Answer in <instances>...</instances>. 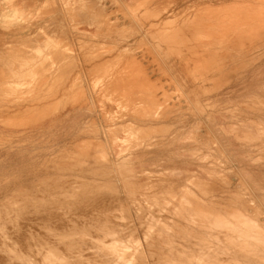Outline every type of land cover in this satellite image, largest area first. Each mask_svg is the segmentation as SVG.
Returning a JSON list of instances; mask_svg holds the SVG:
<instances>
[{
    "label": "rangeland",
    "instance_id": "obj_1",
    "mask_svg": "<svg viewBox=\"0 0 264 264\" xmlns=\"http://www.w3.org/2000/svg\"><path fill=\"white\" fill-rule=\"evenodd\" d=\"M204 1L46 0L7 18L35 26L0 45V264L52 246L62 264H264V0Z\"/></svg>",
    "mask_w": 264,
    "mask_h": 264
},
{
    "label": "bare ground",
    "instance_id": "obj_2",
    "mask_svg": "<svg viewBox=\"0 0 264 264\" xmlns=\"http://www.w3.org/2000/svg\"><path fill=\"white\" fill-rule=\"evenodd\" d=\"M121 3H122V2H121ZM125 3H126V2H125ZM123 6H124V5H123ZM123 8H124V7H123ZM121 9H122V8H121ZM126 10H127V9H126ZM232 10H233V9H232ZM50 11H51V10H50ZM127 11H128V10H127ZM232 12H233V11H232ZM232 12H231V13H232ZM123 13H125V12H123ZM55 14H56V13H55ZM125 14H126V13H125ZM130 14H131V13H130ZM215 14H216V13H215ZM215 14H214V15H215ZM236 14H237V13H236ZM217 15H218V14H216V16H217ZM230 15H232V14H230ZM219 16H220V15H219ZM199 17H200V16H199ZM225 17H226V16H225ZM225 17H224V18H225ZM236 17H237V16L235 15V17H233V18H236ZM131 18H132V17H131ZM189 18H190V17H189ZM195 18H198V16H197V17L195 16ZM195 18H194V19H195ZM211 18H212V17H211ZM185 19H186V18H185ZM185 19H184V20H185ZM213 19H214V18H213ZM238 19H239V18H238ZM186 20H187V19H186ZM205 20H206V19H205ZM236 20H237V19H236ZM54 21H55V20H54ZM189 21L191 22V23H189V24H192V20L190 19ZM189 21H188V22H189ZM220 21L222 22V20H220ZM224 21H225V20H224ZM230 21H231V20H230ZM237 21H238V20H237ZM214 22H215V21H214ZM218 22H219V21H218ZM235 22H236V21H235ZM184 23H185V21H184L183 23H181L182 26H183ZM224 23H225V22H224ZM185 24H186V23H185ZM206 24L208 25V23H206ZM222 24H223V22H222ZM220 25H221V24H220ZM188 26L190 27V25H188ZM188 26H186V27H188ZM196 26H197V24H196ZM205 26H206V25H205ZM209 26H210V25H209ZM214 26L216 27V25H214ZM214 26H213V27H214ZM218 26H219V25H218ZM178 27H179V26H178ZM178 27H176V28H178ZM197 27H199V31H200V25H198ZM221 27H222V26H221ZM216 28H217V27H216ZM179 29L181 30V27H179ZM185 29H186V28L184 27V30H185ZM187 29L189 30V28H187ZM211 29H213V28L211 27ZM223 29H224V28H223ZM182 30H183V29H182ZM211 31H212V30H211ZM213 31H214V30H213ZM190 32H191V31H190ZM190 32H188V33H190ZM192 32H193V31H192ZM200 32H201V31H200ZM217 32H218V31H217ZM199 34H200V33H199ZM215 34H216V33H215ZM211 35H213V32H212ZM193 36H194V35H193ZM193 36H192V37H193ZM218 36H219V35H218ZM194 37H195V36H194ZM211 37H212V36H211ZM220 37H221V36H220ZM220 37H219V38H220ZM207 38H208V37H207ZM209 38H210V37H209ZM212 38H213V37H212ZM60 39H61V38H60ZM234 39H235V38H234ZM197 42H198V41H197ZM192 43H193V42H192ZM207 43H208V42H207ZM196 44H197V43H196ZM127 45H128V44H127ZM150 46H151V45H150ZM189 46H190V45H189ZM151 47H152V46H151ZM152 49H153V48H152ZM180 49H181V48H180ZM211 49H212V48H211ZM153 50H154V49H153ZM182 50H183V49H182ZM26 51H27V50H26ZM223 51H224V50H223ZM91 52H92V51H91ZM116 52H117V51H116ZM119 52H120V51H119ZM194 52H195V51H194ZM220 52H221V51H220ZM23 53H24V52H23ZM55 53H56V52H55ZM95 53H96V52H95ZM152 53H153V52H152ZM182 53H183V52H182ZM86 54H87V53H86ZM93 54H94V53H93ZM98 54H99V53H98ZM113 54H114V53H113ZM115 54H116V53H115ZM183 54H184V53H183ZM187 54H188V53H187ZM54 55H55V54H54ZM184 55H185V54H184ZM184 55H183V56H184ZM222 55H223V54H222ZM51 56H52V55H51ZM91 56H92V55H91ZM100 56H101V55H100ZM110 56H111V55H110ZM185 56H187V55H185ZM204 56H205V55H204ZM218 56H220V55H218ZM56 57H57V56H56ZM231 57H232V56H231ZM96 58H97V57H96ZM98 58H99V57H98ZM100 58H102V57H100ZM51 59H52V58H51ZM199 59H200V58H199ZM219 59H220V57H219ZM231 60H232V59H231ZM187 61H188V57H187ZM224 61H225V60H224ZM239 61H240V60H239ZM188 62H189V61H188ZM250 62H251V61H250ZM163 64H164V63H163ZM189 64H190V63H189ZM220 64H221V63H220ZM223 64H225V63H223ZM239 65H240V64H239ZM158 66H159V65H158ZM219 66H220V65H219ZM233 66H234V65H233ZM237 66H238V65H237ZM237 66H236V67H237ZM165 67H166V66H165ZM210 67H212V66H210ZM240 67H241V66H240ZM245 67H246V66H245ZM212 69H213V68H212ZM220 69H221V68H220ZM232 69H233V68H232ZM243 69H244V67H243ZM41 70H42V69H41ZM214 70H216V69L214 68ZM217 70H218V69H217ZM227 70H228V69H227ZM176 72H177V71H176ZM210 72H211V71H210ZM223 72H224V71H223ZM214 73H215V72H214ZM0 74H2V73H0ZM125 74H128V71H127ZM6 75H7V74H6ZM204 75H205V74H204ZM118 76H119V75H118ZM123 76H124V75H123ZM123 76H122V77H123ZM135 76H136V75H135ZM239 76H240V75H239ZM122 77H121V78H122ZM130 77H131V76H130ZM190 77H191V76H190ZM211 77H212V76H211ZM219 77H220V76H219ZM230 77H231V76H230ZM119 78H120V77H119ZM121 78H120V79H121ZM128 78H129V76H128ZM205 78H206V77H205ZM208 78H209V77H208ZM228 78H229V77H228ZM1 79H2V78H1ZM115 79H116V78H115ZM132 79H133V78H132ZM134 79H135V78H134ZM138 79H139V78H138ZM140 79H141V78H140ZM198 79H199V78H198ZM203 79H204V78H203ZM231 79H232V78H231ZM124 80H126V79H124ZM142 80H143V79H142ZM201 80H202V79H201ZM112 81H113V79H112ZM133 81H134V80H133ZM137 81H138V80H137ZM203 81H204V80H203ZM114 82H115V81H114ZM116 82H117V81H116ZM121 82H122V81H121ZM134 82H135V81H134ZM134 82H133V83H134ZM118 83H119V82H118ZM131 83H132V82H131ZM92 84H93V83H92ZM113 84H114V83H113ZM121 84L123 85V83H121ZM128 84H129V82H128ZM140 84H141V82H140ZM142 84H143V83H142ZM177 84H178V83H177ZM97 85H98V84H97ZM105 85H106V84H105ZM111 85H112V84H111ZM115 85H116V83H115ZM125 85H126V84H125ZM146 85H147V84H146ZM146 85H145V86H146ZM174 85H175V84H174ZM90 86H91V85H90ZM116 86H117V85H116ZM132 86H133V85H132ZM137 86H138V85H137ZM147 86H148V85H147ZM147 86H146V87H147ZM149 86H150V85H149ZM149 86H148V88H149ZM204 86H205V85H204ZM2 87H3V86H2ZM101 87H102V86H101ZM101 87H100V88H101ZM127 87H128V86H127ZM119 88H121V87H119ZM135 88H136V87H135ZM138 88H140V87H138ZM175 88H177V86H176ZM115 89H116V87H115ZM127 89H128V88H127ZM143 89H144V88H143ZM178 89H179V88H178ZM131 90H132V89H131ZM133 90H134V89H133ZM135 90H136V89H135ZM141 90H142V89H141ZM144 90H145V89H144ZM151 90H152V89H151ZM29 91H30V90H29ZM113 91H114V90H113ZM113 91H112V92H113ZM115 91H116V90H115ZM118 91H119V90H118ZM180 91H181V90H180ZM15 92H16V91H15ZM22 92H23V89H22ZM110 92H111V91H110ZM130 92H131V91L129 90V94H130ZM142 92H143V91H142ZM144 92H145V91H144ZM98 93H99V92H98ZM150 93H151V92H150ZM155 93H156V92H155ZM162 93H163V92H162ZM13 94H14V93H13ZM111 94H112V93H111ZM118 94H119V93H118ZM120 94H121V93H120ZM127 94H128V93H127ZM127 94H126V95H127ZM145 94H148V95H149V93H145ZM145 94H144V95H145ZM153 94H154V93H153ZM199 94H200V93H199ZM150 95H151V94H150ZM124 96H125V93H124ZM135 96H136V95H135ZM137 96H139V95H137ZM141 96H142V95H141ZM141 96H140V97H141ZM151 96H152V95H151ZM156 96H157V95H156ZM130 97H131V96H130ZM161 97H162V96H161ZM202 97H203V96H202ZM111 98H112V97H111ZM113 98H114V97H113ZM132 98H133V97H132ZM134 98H135V97H134ZM146 98H147V96H146ZM146 98H145V99H146ZM150 98H151V97H150ZM155 98H156V97H155ZM155 98H154V99H155ZM95 99H96V98H95ZM109 99H110V98H109ZM128 99H129V97H128ZM186 99H188V98H186ZM132 100H133V99H132ZM136 100H137V97H136ZM151 100H153V96H152V99H151ZM155 100H156V99H155ZM199 100H200V99H199ZM148 101H149V100H148ZM156 101H157V100H156ZM139 102H140V101H139ZM81 103H82V102H81ZM132 103H133V102H132ZM132 103H130V104H132ZM164 103H165V102H164ZM166 103H167V101H166ZM166 103H165V105H166ZM135 104H136V103H135ZM146 104H147V103H146ZM154 104H155V103H154ZM162 104H163V103H162ZM199 104H200V103H199ZM65 105H66V104H65ZM140 105L143 106V104H141V103H140ZM167 105H168V104H167ZM185 105H186V104H185ZM227 105H228V104H227ZM243 105H244V104H243ZM1 106H2V105H1ZM20 106H21V105H20ZM37 106H38V105H37ZM56 106H57V104H56ZM131 106H132V105H131ZM191 106H192V105H191ZM255 106H256V105H255ZM152 107H153V106H152ZM158 107H159V106H158ZM163 107H164V106H163ZM185 107H186V106H185ZM8 108H9V107H8ZM138 108H139V107H138ZM142 108H143V107H141V109H142ZM155 108H156V107H155ZM165 108H166V107H165ZM165 108H164V109H165ZM193 108H194V107H193ZM204 108H205V106H204ZM234 108H235V107H234ZM124 109H125V108H124ZM136 109H137V108H136ZM146 109H147V108H146ZM152 109H153V108H152ZM167 109H168V108H167ZM190 109H191V108H190ZM198 109H199V108H198ZM129 110H130V109H129ZM153 110H154V109H153ZM191 110H192V109H191ZM200 110H201V109H200ZM100 111H101V110H100ZM123 111H124V110H123ZM156 111H157V110H156ZM163 111H164V110H163ZM226 111H228V110H226ZM145 112H146V111H145ZM159 112H160V110H159ZM191 112H192V111H191ZM191 112H190V113H191ZM143 113H144V112H143ZM193 113H194V112H193ZM208 113H209V112H208ZM230 113H231V112H230ZM233 113H234V112H233ZM114 114H115V113H114ZM148 114H149V113H148ZM154 114H155V112H154ZM160 114H161V113H160ZM196 114H197V113H196ZM246 114H247V113H246ZM110 115H111V114H110ZM110 115H109V116H110ZM117 115H118V114H117ZM122 115H123V114H122ZM135 115H136V114H135ZM143 115H144V114H143ZM150 115H151V114H150ZM156 115H157V114H156ZM203 115H204V114H203ZM206 115H208V114L206 113ZM231 115H232V114H231ZM101 116H102V115H101ZM112 116H113V115H112ZM139 116H140V115H139ZM208 116H209V115H208ZM208 116H207V117H208ZM119 117H120V116H119ZM137 117H138V116H137ZM153 117H155V115H154ZM160 117H161V116H160ZM162 117H164V116H162ZM182 117H183V116H182ZM210 117H211V116H210ZM237 117H238V116H237ZM123 118H124V117H123ZM141 118H142V117H141ZM200 118H201V117H200ZM156 119H157V118H156ZM200 120H201V119H200ZM246 121H247V120H246ZM181 122H182V121H181ZM251 122H252V121H251ZM106 123H107V122H106ZM130 123H131V122H130ZM197 123H198V122H197ZM203 123H204V122H203ZM133 124H134V123H133ZM260 124H261V123H260ZM167 126H168V125H167ZM221 126H222V125H221ZM197 127H198V125H197ZM202 127H203V126H202ZM206 127H207V126H206ZM238 127H239V126H238ZM128 128H129V127H128ZM148 128H149V127H148ZM192 128H193V127H192ZM195 128H196V127H195ZM139 131H140V130H139ZM142 131H144V130H142ZM165 131H166V130H165ZM204 131H205V130H204ZM154 132H155V131H154ZM151 133H152V132H151ZM141 134H142V133H141ZM156 134H157V133H156ZM144 135H145V134H144ZM251 136H252V135H251ZM131 137H132V136H131ZM145 137H146V136H145ZM5 138H7V137H5ZM243 138H244V137H243ZM252 138H253V137H252ZM97 139H98V138H97ZM155 139H156V138H155ZM155 139H154V140H155ZM199 139H200V138H199ZM100 141H101V140H100ZM242 141H243V140H242ZM247 142H248V141H247ZM83 143H84V142H83ZM250 143H251V142H250ZM97 144H98V143H97ZM102 144H103V143H102ZM137 144H138V143H137ZM154 144H155V143H154ZM154 144H153V145H154ZM81 145H82V144H81ZM81 145H80V147H81ZM84 145H85V144H84ZM87 145H88V143H87ZM141 145H142V144H141ZM204 145H205V144H204ZM98 146H99V145H98ZM130 146H131V145H130ZM77 147H78V146H77ZM78 148H79V147H78ZM82 148H84V147H82ZM87 148H88V147H87ZM100 148H101V147H100ZM105 148H106V147H105ZM217 148H218V147H217ZM80 149H81V148H80ZM90 149H91V148H90ZM90 149H89V150H90ZM96 149H97V148H96ZM96 149H95V150H96ZM103 149H104V148H103ZM85 150H86V149H84V151H85ZM87 150H88V149H87ZM91 152H93V151H91ZM91 152H90V153H91ZM222 152H223V151H222ZM82 153H83V152H82ZM87 153H88V152H87ZM94 153H95V152H94ZM94 153H93V154H94ZM91 154H92V153H91ZM96 154H97V153H96ZM99 154H100V153H99ZM104 154H105V153H104ZM85 155H86V154H85ZM97 155H98V154H97ZM110 155H111V154H110ZM120 155H121V154H120ZM89 156H90V155H89ZM80 157H81V156H80ZM95 157H96V156H95ZM99 157H100V155H99ZM89 158H90V157H89ZM96 158H97V157H96ZM111 158H112V157H111ZM76 159H77V158H76ZM91 159H92V158H91ZM102 159H103V158H102ZM81 160H82V158H81ZM105 160H106V159H105ZM121 161H122V160H121ZM84 162H85V161H84ZM119 162H120V161H119ZM119 162H118V164H120ZM122 162H123V161H122ZM125 162H126V161H125ZM88 163H89V162H88ZM100 163H101V162H100ZM123 163H124V162H123ZM128 163H129V161H128ZM128 163H127V165H128ZM89 164H90V163H89ZM59 165H60V164H59ZM61 165H62V164H61ZM122 165H123V164L119 165V167H121ZM117 166H118V165H117ZM117 166H116V167H117ZM125 166H126V165H125ZM59 167H60V166H59ZM106 167H107V166H106ZM122 167H123V166H122ZM122 167H121L120 169H122ZM127 167H128V166H127ZM129 167H130V165H129ZM61 168H62V166H61ZM99 168H100V167H99ZM123 168H125V167H123ZM58 169H59V168H58ZM77 169H78V168H77ZM90 169H92V168H90ZM90 169H89V170H90ZM93 169H94V168H93ZM93 169H92V170H93ZM109 169H110V168H109ZM117 169H118V168H116L115 170H117ZM131 169H132V167H131ZM98 170H99V169H98ZM127 170H128V169H127ZM127 170H126V171H127ZM59 171H61V170H59ZM77 171H78V170H77ZM77 171H76V172H77ZM79 171H80V170H79ZM120 171H121V170H120ZM120 171H119V173H118L119 175L122 174V173H120ZM54 172H55V171H54ZM117 172H118V171H117ZM165 172H166V171H165ZM180 172H181V171H180ZM128 173H130V172H128ZM183 173H184V172H183ZM185 173H186V172H185ZM76 174H78V173H76ZM131 174H132V173H131ZM133 174H134V173H133ZM179 174H180V173H179ZM54 175H56V174H54ZM181 176H182V175H181ZM238 176H239V175H238ZM0 177H1V176H0ZM38 177H40V176H38ZM58 177H59V176H58ZM93 177H94V176H93ZM126 177H127V176H124L123 178H126ZM41 178H42V177H41ZM60 179H61V178H60ZM91 179H92V178H91ZM128 179H129V177H128ZM194 179H195V178H194ZM98 180H99V179H98ZM199 181H200V180H199ZM201 181H202V180H201ZM193 182H194V181H193ZM50 183H51V182H50ZM127 183H128V180H127ZM132 183H133V182H132ZM199 183H200V182H199ZM14 184H15V183H14ZM44 184H45V183H44ZM53 184H54V183H53ZM130 184H131V183H130ZM130 184H129V185H130ZM211 184H212V183H211ZM49 185H51V184H49ZM203 185H204V184H203ZM208 185H210V184H207V186H208ZM228 185H229V184H228ZM122 186H123V185H122ZM141 186H142V185H141ZM205 186H206V184H205ZM29 187H30V186H29ZM34 187H35V186H34ZM138 187H140V186H138ZM168 187H169V186H168ZM121 188H122V187H121ZM154 188H155V187H154ZM204 188H205V187H204ZM23 189H24V188H23ZM61 189H62V188H61ZM32 190H33V189H32ZM32 190H31V191H32ZM27 191H28V190H27ZM174 191H175V190H174ZM177 191H178V190H177ZM177 191H176V192H177ZM183 191H184V190H183ZM9 192H10V191H9ZM13 192H14V191H13ZM35 192H36V191H35ZM37 192H38V191H37ZM45 192H46V191H45ZM50 192H52V191H50ZM89 192H90V191H89ZM133 192H135V191L133 190ZM172 192H173V190H172ZM172 192H171V193H172ZM176 192H175V193H176ZM181 192H182V191H181ZM236 192H237V191H236ZM249 192H250V191H249ZM10 193H11V192H10ZM53 193H54V192H53ZM130 193H131V192H130ZM228 193H229V192H228ZM243 193H244V192H243ZM180 194H182V193H180ZM237 194H238V193H237ZM241 194H242V193H241ZM14 195H15V194H14ZM17 195H18V194H17ZM23 195H24V194H23ZM59 195H60V194H59ZM70 195H71V194H70ZM79 195H80V194H79ZM104 195H105V194H104ZM109 195H110V194H109ZM111 195H112V194H111ZM126 195H127V194H126ZM167 195H168V194H167ZM170 195H171V194H170ZM172 195H174V194L172 193ZM175 195H176V194H175ZM185 195L187 196L188 194H185ZM185 195H184V196H185ZM41 196H43V195H41ZM54 196H55V195H54ZM85 196H86V195H85ZM102 196H103V194H102ZM122 196H123V195H122ZM128 196H129V195H128ZM151 196H152V195H151ZM3 197H4V196H3ZM49 197H50V196H49ZM81 197H82V196H81ZM103 197H105V196H103ZM131 197H132V196H131ZM159 197H160V196H159ZM172 197H173V196H172ZM178 197H179V196H178ZM187 197H188V196H187ZM10 198H11V197H10ZM13 198H14V197H13ZM41 198H42V197H41ZM60 198H61V197H60ZM86 198H87V197H86ZM88 198H89V197H88ZM95 198H96V197H95ZM99 198H100V197H99ZM122 198H123V197H122ZM170 198H171V197H170ZM182 198H183V197H182ZM182 198H181V199H182ZM189 198H191V197H189ZM239 198H240V197H239ZM257 198H258V197H257ZM53 199H54V198H53ZM63 199H64V198H63ZM89 199H90V198H89ZM167 199H168V198H167ZM181 199H180V200H181ZM184 199H185V197H184ZM191 199H192V198H191ZM253 199H254V198H253ZM4 200H5V199H4ZM6 200H7V199H6ZM34 200H35V199H34ZM81 200H82V199H81ZM86 200H87V199H86ZM92 200H93V199H92ZM163 200H164V199H163ZM176 200H179V199H176ZM176 200H175V201H176ZM188 200H189V199H188ZM193 200H194V198H193ZM200 200H201V199H200ZM229 200H230V199H229ZM255 200H256V199H255ZM8 201H9V200H8ZM39 201H40V200H38V202H39ZM42 201H43V200H42ZM47 201H48V200H47ZM78 201H79V200H78ZM89 201H90V200H89ZM89 201H88V202H89ZM191 201H192V200H191ZM191 201H189V202H191ZM196 201H197V200H196ZM245 201H246V200H245ZM13 202H14V201H13ZM18 202H19V201H18ZM36 202H37V201H36ZM49 202H50V201H49ZM98 202H99V201H98ZM122 202H123V201H122ZM149 202H150V201H149ZM163 202H164V201H163ZM163 202H162V203H163ZM166 202H168V201H166ZM166 202H164V203H166ZM172 202H173V201H172ZM187 202H188V201H187ZM5 203H6V202H5ZM5 203H4V204H5ZM7 203H8V202H7ZM10 203H12V201H11ZM15 203H16V202H15ZM93 203H94V202H93ZM151 203H152V202H151ZM180 203H181V202H180ZM211 203H212V202H211ZM12 204H14V203H12ZM69 204H70V203H69ZM158 204L160 205L161 203H158ZM166 204H167V203H166ZM166 204H165V205H166ZM170 204H172V203H170ZM174 204H175V203H174ZM182 204H183V202L181 203V205H182ZM184 204H185V203H184ZM191 204H192V203H191ZM194 204H195V203H194ZM197 204H198V203H197ZM214 204H215V203H214ZM6 205H8V204H6ZM9 205L11 206V204H9ZM66 205H67V204H66ZM89 205H90V204H89ZM102 205H103V204H102ZM153 205H154V204H153ZM172 205H173V204H172ZM204 205H205V203H204ZM206 205H207V204H206ZM248 205H249V204H248ZM13 206H14V205H13ZM24 206H25V205H24ZM53 206H54V205H53ZM60 206H61V205H60ZM60 206H59V207H60ZM87 206H88V205H87ZM141 206H142V205H141ZM141 206H140V207H141ZM187 206H188V205H187ZM192 206H195V205H192ZM200 206H202V205L200 204ZM255 206H256V205H255ZM3 207H5V206H3ZM47 207H48V206H47ZM83 207H86V206H83ZM161 207H162V206H161ZM195 207H196V206H195ZM248 207H249V206H248ZM257 207H258V206H257ZM38 208H39V207H38ZM118 208H119V207H118ZM199 208H200V207H199ZM214 208H215V207H214ZM252 208H253V207H252ZM50 209H51V208H50ZM59 209H60V208H59ZM62 209H63V208H62ZM72 209H73V208H72ZM113 209H114V208H113ZM137 209H138V208H137ZM161 209H163V208H161ZM161 209H160V210H161ZM192 209H193V208H191V210H192ZM196 209H197V208H196ZM201 209H202V208H201ZM207 209H208V208H207ZM234 209H235V208H234ZM47 210H48V209H47ZM67 210H68V209H67ZM86 210H87V209H86ZM119 210H121V209H119ZM166 210H167V209H166ZM124 211H125V210H124ZM137 211H138V210H137ZM163 211H164V210H163ZM177 211H178V209H177ZM179 211H180V210H179ZM197 211H198V209H197ZM197 211H196V212H197ZM203 211H204V210H203ZM251 211H252V210H251ZM255 211H256V210H255ZM43 212H44V211H43ZM45 212H46V211H45ZM87 212H88V211H87ZM107 212H108V210H107ZM117 212H118V211H117ZM171 212H172V210H171ZM185 212H186V211H185ZM212 212H214V211H212ZM212 212H211V213H212ZM65 213H66V212H65ZM68 213H69V212H68ZM80 213H81V212H80ZM92 213H93V212H92ZM105 213H106V212H105ZM110 213H111V212H110ZM204 213H205V211H204ZM6 214H7V213H6ZM45 214H46V213H45ZM49 214H50V213H49ZM57 214H58V213H57ZM129 214H130V213H129ZM148 214H149V213H148ZM174 214H175V213H174ZM198 214H199V213H198ZM220 214H221V213H220ZM171 215H172V214H171ZM196 215H197V214H196ZM228 215H229V214H228ZM43 216H44V215H43ZM43 216H42V217H43ZM199 216H201V215L199 214ZM232 216H233V215H232ZM246 216H247V215H246ZM246 216H245V217H246ZM258 216H259V215H258ZM37 217L39 218V216H37ZM94 217H95V216H94ZM151 217H152V216H151ZM223 217H224V216H223ZM228 217H229V216H228ZM233 217H234V216H233ZM249 217H250V216H249ZM6 218H7V217H6ZM24 218H25V217H24ZM121 218H122V216H121ZM147 218H148V217H147ZM160 218H161V217H160ZM162 218H163V217H162ZM195 218H196V217H195ZM200 218H201V217H200ZM47 219H48V218H47ZM47 219H46V220H47ZM50 219H52V218H50ZM63 219H65V218H63ZM122 219H124V218H122ZM169 219H170V218H169ZM169 219H168V220H169ZM173 219H174V218H173ZM186 219H187V218H186ZM192 219H194V218H192ZM243 219H244V218H243ZM43 220H44V219H43ZM52 220H54V219H52ZM65 220H66V219H65ZM120 220H121V219H120ZM155 220H156V219H155ZM155 220H151L150 222L155 221ZM183 220H184V219H183ZM196 220H197V219H196ZM251 220H252V219H251ZM34 221H35V220H34ZM37 221H38V220H36V222H37ZM48 221L51 222V220H48ZM59 221H60V220H59ZM140 221L142 222V219H140ZM163 221H164V220H163ZM198 221H200V220H198ZM204 221H205V220H204ZM246 221H247V219H246ZM42 222H43V221H42ZM83 222H84V221H83ZM123 222H124V221H123ZM159 222H160V220H159ZM205 222H206V221H205ZM29 223H31V222H29ZM60 223H61V222H60ZM86 223H87V222H86ZM104 223H105V222H104ZM155 223H156V221H155ZM162 223H163V222H162ZM179 223H180V222H179ZM201 223H202V222H201ZM240 223H241V222H240ZM46 224H47V223H46ZM48 224H49V223H48ZM48 224H47V226H48ZM73 224H74V223H73ZM73 224H72V225H73ZM95 224H96V223H95ZM153 224H154V223H153ZM164 224H166V223H164ZM250 224H251V222H250ZM250 224H249V228H251V227H250ZM51 225H52V223H51ZM67 225H68V223H67ZM81 225H82V224H81ZM99 225H100V224H99ZM145 225H146V224H145ZM186 225H187V224H186ZM214 225H215V224H214ZM222 225H223V224H222ZM243 225H244V226H245V225H248V223L246 222V224H243ZM253 225H255V224H253ZM259 225H260V224H259ZM11 226H12V225H11ZM58 226L61 227V225H58ZM78 226H79V225H78ZM139 226H140V225H139ZM168 226H169V224H168ZM208 226H209V224H208ZM218 226H219V224H218ZM14 227H15V226H14ZM60 227H58V229H59ZM64 227H65V226H64ZM90 227H91V226H90ZM152 227H153V226H152ZM169 227H170V226H169ZM245 227H246V226H245ZM25 228H26V227H25ZM42 228H43V226H42ZM49 228H50V227H49ZM70 228H73V227H70ZM96 228H97V227H96ZM190 228H191V227H190ZM236 228H237V227H236ZM241 228H242V227H241ZM253 228H254V227H253ZM85 229H86V228H85ZM166 229H169V228H166ZM251 229H252V228H251ZM256 229H257V228H256ZM258 229H259V228H258ZM258 229H257V231H258ZM41 230H42V229H41ZM55 230H56V229L54 228V231H55ZM61 230H62V229H61ZM82 230H83V227H82ZM157 230H158V229H157ZM230 230H231V229H230ZM238 230H239V229H238ZM244 230H245V229H244ZM248 230H249V229H248ZM3 231H4V229H3ZM20 231H21V230H20ZM24 231H25V230H24ZM26 231H28V232H27V234H28V233H29V229H28V230L26 229ZM33 231H34V230H33ZM49 231H50V229H49ZM70 231H71V230H70ZM80 231H81V230H80ZM80 231H79V232H80ZM163 231H164V230H163ZM195 231H196V230H195ZM245 231H246V230H245ZM254 231H255V230H254ZM254 231H253V232H254ZM18 232H19V230H18ZM50 232H51V231H50ZM64 232H65V231H64ZM71 232H72V231H71ZM76 232H77V231H76ZM86 232H87V231H86ZM89 232H90V231H89ZM205 232H206V231H205ZM229 232H230V231H229ZM240 232H241V231H240ZM255 232H256V231H255ZM258 232H259V231H258ZM21 233H22V232H21ZM23 233H24V232H23ZM53 233H55V232H53ZM62 233H63V232H62ZM72 233H73V232H72ZM72 233H71V234H72ZM115 233H116V232H115ZM212 233H213V232H212ZM259 233H260V232H259ZM261 233H262V232H261ZM4 234H5V233H4ZM15 234H17V233H15ZM32 234H33V233H32ZM51 234H52V233H51ZM65 234H66V233H65ZM76 234H77V233H76ZM103 234H104V233H103ZM105 234H107V233H105ZM108 234H109V233H108ZM159 234H160V233H159ZM197 234H198V233H197ZM205 234H206V233H205ZM243 234H244V233H243ZM251 234H252V233H251ZM255 234H256V233H255ZM19 235H20V234H19ZM19 235H18V236H19ZM36 235H37V234H36ZM45 235H48V234L45 233ZM52 235H53V234H52ZM55 235H57V237H58V233L55 234ZM66 235H68V233H67ZM66 235H65V236H66ZM72 235H73V234H72ZM77 235H78V234H77ZM110 235H111V234H110ZM114 235H115V234H114ZM199 235H200V234H199ZM208 235H209V234H208ZM215 235H216V234H215ZM27 236H28V235H27ZM62 236H63V235H62ZM62 236H61V238H62ZM70 236H71V235H70ZM73 236H74V235H73ZM75 236H76V235H75ZM87 236H88V235H87ZM108 236H109V235H108ZM132 236H133V234H132ZM136 236H137V235H136ZM186 236H187V235H186ZM241 236H242V235H241ZM241 236H240V237H241ZM243 236H244V235H243ZM247 236H248V233H247ZM249 236H252V235L249 234ZM255 236H256V235H255ZM50 237H51V236H50ZM53 237H54V236H53ZM67 237H68V236H67ZM71 237H72V236H71ZM78 237H79V236H78ZM81 237H82V236H81ZM96 237H97V236H96ZM114 237H115V236H114ZM169 237H170V236H169ZM172 237H173V236H172ZM189 237H190V236H189ZM196 237H197V236H196ZM202 237H203V236H202ZM237 237L240 238L239 235H238ZM245 237H246V236H245ZM253 237H254V236H253ZM260 237H262V236H260ZM260 237H259V238H260ZM59 238H60V237H59ZM75 238H76V237H75ZM89 238H90V237H89ZM175 238H176V237H175ZM216 238H217V237H216ZM251 238H252V237H251ZM251 238H250V239H251ZM18 239H19V238H18ZM21 239H22V237H21ZM30 239H33V238L31 237ZM41 239H42V238H41ZM62 239H63V238H62ZM69 239H70V238H68V239L66 238V242H67ZM79 239H81V238H79ZM98 239H100V238H98ZM112 239H114V238L112 237ZM112 239H111V240H112ZM124 239H125V238H124ZM142 239H143V238H142ZM196 239H197V238H196ZM206 239H207V238H205V240H206ZM261 239H262V238H261ZM26 240H28V239H26ZM26 240H25V241H26ZM39 240H40V239H39ZM48 240H49V239H48ZM52 240H53V239H52ZM63 240H65V239H63ZM83 240H84V239H83ZM88 240H89V239H88ZM146 240H147V239H146ZM146 240H145V241H146ZM182 240H183V239H182ZM199 240H200V239H199ZM199 240H198V241H199ZM223 240H224V238H223ZM232 240H233V239H232ZM234 240H235V239H234ZM238 240H239V239H238ZM247 240H248V239H247ZM253 240H254V239H253ZM255 240H256V239H255ZM15 241H16V240H15ZM28 241H29V240H28ZM35 241H37V240H35ZM61 241H62V240H61ZM74 241H75V240H74ZM74 241H73V242H74ZM81 241H82V240H81ZM85 241H86V239L84 240V242H85ZM107 241H108V240H107ZM113 241H114V240H113ZM117 241H118V240H117ZM140 241H141V240H140ZM145 241H144V242H145ZM173 241H174V240H173ZM256 241H257V240H256ZM21 242H23V241H21ZM54 242H56V241H54ZM63 242H64V241H63ZM70 242H72V240H71ZM73 242H72V243H73ZM77 242H78V241H77ZM84 242H83V243H84ZM102 242H103V241H102ZM110 242H111V241H110ZM110 242H109V243H110ZM114 242H115V241H114ZM219 242H220V241H219ZM228 242H229V241H228ZM232 242H233V241H232ZM244 242H245V241H244ZM258 242H259V241H258ZM258 242H257V243H258ZM261 242H262V241H261ZM29 243H30V242H29ZM48 243H49V241H48ZM52 243H53V242H52ZM56 243H58V242H56ZM74 243H75V242H74ZM74 243H73V244H74ZM80 243H81V242H80ZM87 243H88V242H87ZM95 243H97V242H95ZM234 243H235V242H234ZM251 243H252V242H251ZM259 243H260V242H259ZM26 244H27V243H26ZM31 244H32V243H31ZM31 244H30V245H27V246L29 247V246H31ZM45 244H46V242H45ZM49 244H50V243H49ZM53 244H55V243H53ZM58 244H59V243H58ZM60 244H61V242H60ZM64 244H65V243H64ZM69 244H70V243H69ZM103 244H104V243H103ZM194 244H195V243H194ZM196 244H198V243H196ZM210 244H211V243H210ZM223 244H224V243H223ZM223 244H222V245H223ZM254 244H255V242H254ZM17 245H19V244H17ZM22 245H23V244H22ZM35 245H36V244H35ZM35 245H34V246H35ZM74 245H75V244H74ZM76 245H77V244H76ZM87 245H88V244H87ZM89 245H91V244L89 243ZM96 245H98V244H96ZM131 245H132V244H131ZM258 245H259V244H258ZM260 245H261V244H260ZM260 245H259V246H260ZM34 246H33V247H34ZM37 246H40V245H37ZM77 246H79V245H77ZM84 246H85V245H84ZM84 246H83V247H84ZM119 246H120V245H119ZM132 246H134V245H132ZM170 246H171V244H170ZM183 246H184V245H183ZM196 246H197V245H196ZM214 246H215V245H214ZM217 246H218V245H217ZM243 246H244V245H243ZM253 246H254V245H253ZM46 247H48V246L46 245ZM57 247H58V245H57ZM90 247H92V246H90ZM95 247L98 248L99 245H98V246H95ZM128 247H129V246H128ZM134 247H135V246H134ZM204 247H205V246H204ZM235 247H236V246H235ZM29 248H30V247H29ZM44 248H45V247H44ZM53 248H54V247L52 246V248H50L48 251L43 252V253H40L41 251L38 253V251H37L36 254L34 255V260H31V261H25V262L19 260L18 264H62V252L60 251L59 248H56V246H55L54 249H53ZM61 248H62V247H61ZM72 248H73V247H72ZM75 248H76V247H75ZM78 248H79V247H78ZM78 248H76V249H78ZM80 248H82V247H80ZM166 248H167V247H166ZM212 248H213V247H212ZM219 248H221V247L219 246ZM65 249H67V248H65ZM87 249H88V248H87ZM95 249H96V248H95ZM100 249H102V248H100ZM100 249L98 248V250H100ZM104 249H105V248H104ZM104 249H102V250H104ZM108 249H110V248H108ZM153 249H154V248H153ZM171 249H172V248H171ZM184 249H186V248H184ZM184 249H183V250H184ZM202 249H203V248H202ZM213 249H214V248H213ZM216 249H217V248H216ZM223 249H225V248H223ZM68 250H69V249H68ZM81 250H83V249H81ZM92 250L94 251V249H92ZM98 250H97V252H99ZM111 250H112V249H111ZM114 250H115V249H114ZM116 250H117V249H116ZM133 250H134V249H133ZM133 250H132V251H133ZM136 250H137V248H136L134 251H136ZM163 250H164V249H163ZM177 250H178V249H177ZM204 250H205V249H204ZM221 250H222V249H221ZM226 250H228V249H226ZM238 250H240V249H238ZM241 250H242V249H241ZM253 250H254V249H253ZM258 250H259V249H258ZM30 251H31V250H30ZM30 251H28V252H30ZM75 251H76V250H75ZM77 251H78V250H77ZM87 251H89V250H87ZM90 251H91V250H90ZM104 251H105V250H104ZM152 251H153V250H152ZM170 251L173 252L172 250H170ZM198 251H199V250H198ZM222 251H223V250H222ZM222 251H221V252H222ZM229 251H230V250H229ZM231 251H232V250H231ZM249 251H250V250H249ZM251 251H252V250H251ZM255 251H257V250H255ZM255 251H254V252H255ZM21 252H22V251H21ZM68 252H69V251H68ZM100 252H101V251H100ZM105 252H106V251H105ZM107 252H108V251H107ZM116 252H117V251H116ZM125 252H126V251H125ZM128 252H129V254H130V251H128ZM138 252H139V251H138ZM176 252H177V251H176ZM196 252H197V249H196ZM196 252H195V253H196ZM208 252H209V251H208ZM213 252H214V251H213ZM225 252H226V251H225ZM44 253H46V255H44ZM70 253H71V252H70ZM70 253H69V254H70ZM83 253H84V252H83ZM113 253H114V252H113ZM113 253H112V254H113ZM126 253H127V252H126ZM126 253H125V254H126ZM132 253H133V252H132ZM179 253H180V252H179ZM190 253H191V252H190ZM222 253H223V252H222ZM251 253H252V252H251ZM255 253H256V252H255ZM258 253H259V252H258ZM260 253H261V252H260ZM26 254H27V253H26ZM67 254H68V253H67ZM81 254H82V252H81ZM81 254L79 253V255H80V258H79V259H80L81 261H83L81 258L84 259L85 256H84V257H83V256L81 257ZM90 254H91V253H90ZM93 254H95V252H94ZM102 254H103V252H102ZM108 254H109V253H108ZM127 254H128V253H127ZM139 254H140V253H139ZM197 254H198V253H196V255H197ZM215 254H217V253H215ZM223 254H224V253H223ZM230 254H231V253H230ZM262 254H264V253H262ZM38 255H39V257H38ZM71 255H72V254H70V256H71ZM76 255H77V253H76ZM79 255H78V257H79ZM114 255H116V254L114 253ZM131 255H132V254H131ZM190 255H191V254H190ZM198 255H199V254H198ZM206 255H207V254H206ZM206 255H205V256H206ZM213 255H214V254H213ZM231 255H233V253H232ZM254 255H255V254H254ZM1 256H2V255H1ZM28 256H29V254H28ZM67 256H68V255H67ZM92 256H93V255H92ZM108 256H110V255H108ZM111 256H112V255H111ZM122 256H124V252H122V253H120V254L118 253V255H117L118 258H121ZM129 256H130V255H129ZM203 256H204V255H203ZM216 256H219V255H216ZM228 256H229V255H228ZM238 256H239V255H238ZM90 257H91V256H90ZM101 257H103V256H101ZM101 257H100V258H101ZM106 257H107V255H106ZM115 257H116V256H115ZM133 257H134V256H133ZM135 257H136V256H135ZM135 257H134V258H135ZM183 257H184V256H183ZM233 257H234V255L232 256V258H233ZM67 258H68V257H67ZM70 258H71V257H70ZM87 258H88V257H87ZM123 258H124V257H123ZM125 258H126V257H125ZM144 258H145V257H144ZM152 258H153V257H152ZM246 258H247V257H246ZM249 258H250V257H249ZM260 258H261V257H260ZM1 259H3V258H1ZM4 259H5V258H4ZM92 259H93V258H92ZM110 259L112 260L113 258H110ZM114 259H115V258H114ZM121 259H122V258H121ZM121 259H120V260H121ZM127 259H128V258H127ZM145 259H146V258H145ZM158 259H159V257H158ZM177 259H178V258H177ZM202 259H203V257H202ZM219 259H220V258H219ZM234 259H235V257H234ZM240 259H241V257H240ZM257 259H258V257H257ZM5 260H7V259H5ZM70 260H71V259H70ZM74 260H75V259H74ZM76 260H78V259H76ZM96 260H97V259H96ZM104 260H105V258H104ZM108 260H109V259H108ZM111 260H110V261H111ZM116 260H118V259H116ZM120 260H119V261H120ZM123 260H124V259H123ZM123 260H122V261H123ZM128 260H130V259H128ZM136 260H137V259H136ZM147 260H148V259H147ZM156 260H157V259H156ZM185 260H186V259H185ZM207 260H208V259H206V261H207ZM209 260H210V259H209ZM230 260H231V259H229V261H230ZM243 260H244V258H243ZM248 260H249V259H248ZM10 261H11V260H10ZM72 261H73V260H72ZM81 261H80V263H81ZM130 261H131V260H130ZM141 261H142V260H141ZM212 261H213V260H212ZM216 261H217V260H216ZM216 261H215V262H216ZM224 261H225V260H224ZM226 261H227V260H226ZM234 261H235V260H234ZM256 261H257V260H256ZM22 262H23V263H22ZM85 262H86V261H85ZM132 262H133V261H132ZM179 262H180V261H179ZM209 262H210V261H209ZM220 262H221V261H220ZM248 262H249V261H248ZM254 262H255V261H254ZM257 262H259V261H257ZM89 263H90V262H89ZM109 263H111V262H109ZM113 263H114V261H113ZM124 263H125V262H124ZM130 263H131V262H130ZM211 263H212V262H211ZM216 263H217V262H216ZM233 263H234V262H233ZM242 263H243V262H242ZM82 264H83V263H82ZM87 264H88V263H87ZM90 264H91V263H90ZM92 264H93V262H92ZM115 264H116V263H115ZM117 264H118V263H117ZM131 264H132V263H131ZM227 264H228V263H227ZM259 264H260V263H259ZM261 264H262V263H261Z\"/></svg>",
    "mask_w": 264,
    "mask_h": 264
},
{
    "label": "crops",
    "instance_id": "obj_3",
    "mask_svg": "<svg viewBox=\"0 0 264 264\" xmlns=\"http://www.w3.org/2000/svg\"><path fill=\"white\" fill-rule=\"evenodd\" d=\"M176 1V3H175ZM174 6L184 7L179 0H171ZM46 3V0H0V45L1 43H12L13 39L25 37L28 31L26 29H32L34 25H19V23L10 22L7 18L11 17H28L32 16ZM200 4V3H199ZM208 4V5H207ZM202 5L204 7L211 6L210 2L204 1ZM45 20V19H43ZM37 27L41 26V21L38 19ZM26 32V33H25ZM5 39V41H4Z\"/></svg>",
    "mask_w": 264,
    "mask_h": 264
}]
</instances>
